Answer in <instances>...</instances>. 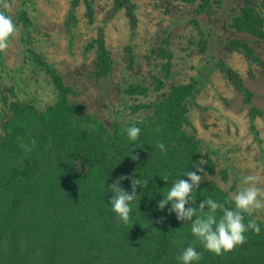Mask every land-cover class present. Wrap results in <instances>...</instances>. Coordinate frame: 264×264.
I'll return each instance as SVG.
<instances>
[{"label":"trees","instance_id":"obj_1","mask_svg":"<svg viewBox=\"0 0 264 264\" xmlns=\"http://www.w3.org/2000/svg\"><path fill=\"white\" fill-rule=\"evenodd\" d=\"M114 1L115 8L126 7L134 26L133 1ZM209 3H198L196 13H205ZM236 3L233 28L264 38V0ZM86 4L91 11V2ZM192 22L200 27L198 17ZM228 45L261 61L246 40L233 38ZM94 48L101 74L108 77L111 55L103 29L94 39ZM154 51L171 65L169 48L160 44ZM219 66L250 104L254 93L238 71L223 60ZM47 68L58 90L57 100L48 107L13 100L8 93L0 96L4 105L0 111V264H178L176 257L194 238L187 222L182 225L174 214L157 208L159 189L182 168L192 170L193 162L203 163L207 171L200 185L204 195L223 199L235 187L218 183L216 174L227 181L228 169L220 167L211 152L203 151L195 135L187 103L196 84L174 83L167 89L160 85L161 94L149 104L152 116L116 121L109 127L85 111L84 105L71 101V87L55 69ZM138 89L139 85L131 84L126 91L133 94ZM9 91L16 95L13 87ZM255 112L253 107L251 114ZM130 123L141 128L136 142L128 141L124 131ZM32 139L36 144L25 153L22 144ZM158 140L166 144V153L155 148ZM133 173L148 183L137 186L131 219L124 224L111 211L107 185ZM168 174L169 181H164L161 176ZM121 184L130 188L128 178ZM257 222L262 224L260 233L249 230L242 244L220 255L196 242L203 252L199 264H264V220L258 217Z\"/></svg>","mask_w":264,"mask_h":264},{"label":"rangeland","instance_id":"obj_2","mask_svg":"<svg viewBox=\"0 0 264 264\" xmlns=\"http://www.w3.org/2000/svg\"><path fill=\"white\" fill-rule=\"evenodd\" d=\"M89 1L91 11L86 0H0V11L17 26L9 46L0 50V96L48 107L58 98L51 66L71 87L70 100L112 127L152 116L149 104L161 94L160 85L194 83L188 115L203 151L228 169L227 181L216 174L218 183L235 185L234 192L243 175L255 174L264 188V38L233 28L236 0H206L202 14L196 8L203 0H132L134 26L124 5ZM100 29L111 55L108 77L94 48ZM233 38L248 41L261 61L231 50ZM160 44L173 53L170 66L154 51ZM221 60L253 91L250 104L222 71ZM131 84L139 85L137 93H127ZM12 87L16 95L7 92ZM135 104L141 108L132 109ZM3 106L0 98V111ZM256 214L264 220V210Z\"/></svg>","mask_w":264,"mask_h":264},{"label":"clouds","instance_id":"obj_3","mask_svg":"<svg viewBox=\"0 0 264 264\" xmlns=\"http://www.w3.org/2000/svg\"><path fill=\"white\" fill-rule=\"evenodd\" d=\"M16 31L17 26L13 18L0 11V50L9 46ZM124 131L128 141L136 142L141 128L137 123H130ZM35 144V139H32L29 143L22 144V148L28 153L33 150ZM155 148L162 154L167 152V146L163 141L158 140ZM130 155L133 159L136 158L132 151ZM191 164L192 170L185 167L174 176L171 174L161 176L164 181H169L171 176V183L159 189L161 198L156 201L160 211L174 214L182 225L187 222L194 238L193 242L186 244L176 257L178 264H199L203 252L196 247V242H199L204 250L220 255L242 244L249 230L260 233L262 228L255 215L258 210H264V188L259 186L258 175H243L235 191L219 199L204 195L200 190L202 180L207 178L203 163ZM118 177L107 185L111 193L108 202L117 218L128 224L138 195L137 186L143 188L147 185L148 179H141V175L136 177L135 173L130 177L125 175ZM126 178L130 180L129 189L121 184ZM201 196L203 199L198 201V197Z\"/></svg>","mask_w":264,"mask_h":264}]
</instances>
